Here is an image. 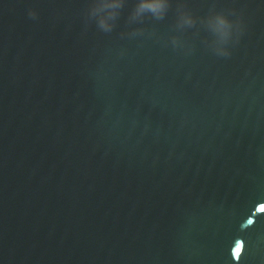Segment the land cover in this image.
Returning a JSON list of instances; mask_svg holds the SVG:
<instances>
[{"label": "water", "instance_id": "obj_1", "mask_svg": "<svg viewBox=\"0 0 264 264\" xmlns=\"http://www.w3.org/2000/svg\"><path fill=\"white\" fill-rule=\"evenodd\" d=\"M142 2L0 0V264H264V0Z\"/></svg>", "mask_w": 264, "mask_h": 264}, {"label": "clouds", "instance_id": "obj_2", "mask_svg": "<svg viewBox=\"0 0 264 264\" xmlns=\"http://www.w3.org/2000/svg\"><path fill=\"white\" fill-rule=\"evenodd\" d=\"M164 5L160 2V0H145V2H142L139 6L140 11H151L154 14H158L162 11ZM101 25L105 28H107V24L104 20H101ZM216 30L219 31L222 35H227V28H228V22L223 17H218L216 20Z\"/></svg>", "mask_w": 264, "mask_h": 264}]
</instances>
